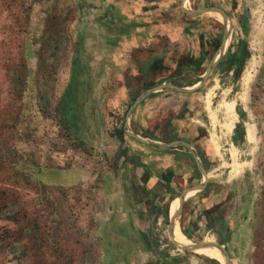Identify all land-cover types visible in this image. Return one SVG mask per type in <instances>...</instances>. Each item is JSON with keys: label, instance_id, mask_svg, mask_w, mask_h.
Here are the masks:
<instances>
[{"label": "rangeland", "instance_id": "1", "mask_svg": "<svg viewBox=\"0 0 264 264\" xmlns=\"http://www.w3.org/2000/svg\"><path fill=\"white\" fill-rule=\"evenodd\" d=\"M219 249L264 264V0H0V264Z\"/></svg>", "mask_w": 264, "mask_h": 264}, {"label": "crops", "instance_id": "2", "mask_svg": "<svg viewBox=\"0 0 264 264\" xmlns=\"http://www.w3.org/2000/svg\"><path fill=\"white\" fill-rule=\"evenodd\" d=\"M197 1H199V0H197ZM217 1H218V3L220 2V0H217ZM192 2H193V0H192ZM200 3H201V2H200ZM251 139H253V138H251ZM251 139H249V138L246 137V135H245V142H250ZM248 144H249V143H248ZM214 148H215V147H214ZM209 150H210V149H209ZM209 150H208V151H209ZM131 210H132V209H130V212H131ZM172 214H173V215H171V217H172V219H171V223H172L173 226H175L176 213H172ZM174 233H175V232H174ZM175 235H176V234H175ZM177 235H178V234H177ZM181 241H182L184 244H188V243H189V241H187V240H186L185 238H183V237H181ZM176 244H177V247L180 246V247L183 248V249L185 248V250H187V251H188L189 249H192V248H193V245H191L192 243L189 244V245H185L184 247H182V245H179L180 242H176ZM204 245H206V244H205V243H200V247H199V248L201 249L202 247H203V248L206 247V246H204ZM218 251H219V253L221 254V256H220V255H219V256H220L222 259L219 260V259L214 258V259H213L214 261H212V262H214V264H215V263H217V264H223L222 262H224V264H228V261H227V258H226V256H225L224 252L221 251L220 249H219ZM203 254L206 255L205 253H202V251H201V256H202ZM206 256H208V255H206ZM211 258H212V257H211Z\"/></svg>", "mask_w": 264, "mask_h": 264}, {"label": "bare ground", "instance_id": "3", "mask_svg": "<svg viewBox=\"0 0 264 264\" xmlns=\"http://www.w3.org/2000/svg\"><path fill=\"white\" fill-rule=\"evenodd\" d=\"M175 234H176V237L178 238V236H177V231H176V230H175ZM178 241L180 242V244L185 245L183 242H181V241L179 240V238H178ZM200 251H215V250H213V249H209V248H201ZM216 252L219 253L218 250H216Z\"/></svg>", "mask_w": 264, "mask_h": 264}]
</instances>
